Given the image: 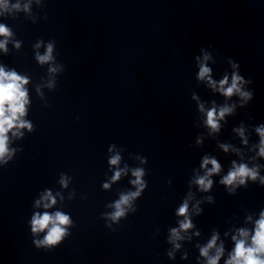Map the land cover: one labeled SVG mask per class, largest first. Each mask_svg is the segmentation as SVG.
Listing matches in <instances>:
<instances>
[{"label":"clouds","instance_id":"clouds-1","mask_svg":"<svg viewBox=\"0 0 264 264\" xmlns=\"http://www.w3.org/2000/svg\"><path fill=\"white\" fill-rule=\"evenodd\" d=\"M7 7V0H0V8ZM14 7L19 8V5H15ZM27 7V6H25ZM9 30L2 24H0V36H9ZM6 41L0 42V48H4ZM52 45L48 46L47 53L43 56L38 55V60L41 63L49 61L51 57ZM208 56H204V60H208ZM236 67V65H233ZM211 69L206 65L202 64L200 67L199 78L207 79L209 84L217 89V84L215 81H212L210 77ZM243 82V77L239 76L237 73H233L232 82L230 86L228 85V77L225 76L223 80L219 82L218 90L225 95L226 97H231L234 93L240 94L242 97L250 98L248 93L242 92L240 84ZM28 83L27 79L19 76L15 72H5L3 68H0V160H3L4 157L8 154V136L7 133L16 126V122L19 121V127H29L25 121L20 120V117L25 115L26 109L25 104L27 101V91L24 88V85ZM201 110H203L201 106ZM232 111L229 107H223L219 110V117L223 118L226 113H230ZM217 111L215 107L207 112V125L213 130H218L219 124L216 119ZM258 133L261 136V149L260 154L264 155V128H258ZM15 134V133H14ZM242 134V133H241ZM225 151H227V147H225ZM120 157L115 156L111 159L110 163L115 165L119 162ZM208 163L213 165L212 169L209 171L208 175H211L212 172H219L220 165L217 163L215 159L209 160L205 158L204 164L202 167L206 166ZM137 179L133 181V183L139 184L140 177L142 175V171L137 170L133 173ZM256 173L253 170L247 168L246 165H239L238 167L234 164V170L230 171L227 176H225L221 183L226 185H231L237 178H240V183H244L245 177H251L252 179L256 178ZM120 176V172H117L113 179H118ZM264 182V181H262ZM197 183L202 186L204 190H207L211 187L212 181L208 179V176L200 177L197 180ZM108 187V185H105ZM139 193H131L129 195L122 196L120 201L116 202L115 208L116 211L113 213L112 218L115 220L121 217L124 214V209L122 205L127 204L128 201L138 195ZM46 200H50L51 203H46L44 205L45 208L51 207L52 204H55V200L51 197L49 193L46 197ZM39 203V202H38ZM187 203L185 202L179 209L177 214L181 216H185V220L180 222V229L186 230L190 228L191 221L187 219L185 215L187 213ZM70 223L69 217L61 212H56L54 215L45 212L44 214L37 213L32 218V231L33 233L41 232L47 229V235L44 240L38 241L37 244H48L54 245L59 243L63 236L66 233V228L62 227ZM50 226V227H49ZM173 237H179V231L177 229L172 230ZM248 232L241 230L240 236L247 238ZM217 237L213 236L212 240L209 242L208 246L201 249V254L204 256H208L209 249L215 246ZM236 240V237H233ZM179 247V245H177ZM222 253V249H217L216 255L214 257H210L208 259V264H217L220 259V255ZM264 213H261L260 220L257 221L256 230L254 236H252L251 246H246V240L240 239L236 240V246L233 250V253L230 259L226 262V264H264Z\"/></svg>","mask_w":264,"mask_h":264}]
</instances>
